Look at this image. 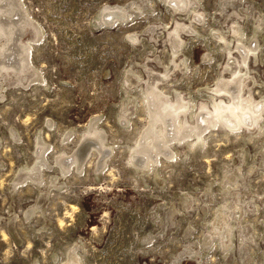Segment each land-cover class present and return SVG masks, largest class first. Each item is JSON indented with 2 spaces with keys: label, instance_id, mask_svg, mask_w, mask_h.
I'll use <instances>...</instances> for the list:
<instances>
[{
  "label": "rangeland",
  "instance_id": "1",
  "mask_svg": "<svg viewBox=\"0 0 264 264\" xmlns=\"http://www.w3.org/2000/svg\"><path fill=\"white\" fill-rule=\"evenodd\" d=\"M22 1L43 32L30 63L41 72L45 86L30 84L21 87V92L13 89L0 100V264H65L75 251L80 264H264V167L260 169L264 119L260 122L263 133L258 132L259 137L251 141L243 132L234 136L219 123L227 137H219L217 143L208 141L205 148L193 151L176 145L172 148L176 158L159 163L153 174L134 167L143 163L132 150L150 124V108L142 83L131 70L147 79L143 65L155 73L163 72V65L170 66L169 47L163 38L175 21L186 23L188 17L177 16L165 0ZM140 1L149 6L148 17L131 23H98L105 5L126 7ZM198 2L209 24L200 29L197 38H188L183 32L182 60L188 67L183 73H175L173 83L164 91L170 96L179 92L196 105L207 102L213 109L214 100L208 94L224 73L227 59L212 30L227 31V25L238 20L244 28L245 43L255 38L259 41V61L250 63L257 82L251 88L253 98L264 103V0ZM257 20L261 21V31ZM152 27L158 32L151 31ZM33 34L27 28L23 41ZM134 34L141 38L140 44L130 40L137 36ZM155 34L159 42L152 41ZM30 72L24 75L30 76ZM29 76L24 84L29 83ZM127 79L136 86L128 88ZM127 101L132 103L127 105L132 116L124 126L120 119ZM94 120L113 150L87 158L95 141L76 140ZM71 132V141L66 142ZM40 138L51 148L45 154L49 165L65 151L76 153L78 167L83 169L63 177L52 164L54 170L45 173L44 183H48L49 175L58 174L63 183L59 190L47 184V196L36 186L28 190L23 186L17 192L14 181L33 170ZM61 159L66 164L71 158ZM236 168L248 183L242 192H248L244 199L249 210L255 209L251 197L259 205L258 214L247 224L249 231L246 229L255 239L254 245L250 243L254 251L249 261L247 257L240 259L238 251L224 256L218 248L206 250L203 242L212 213L221 208L218 189L224 170ZM208 189L213 192V201L203 211ZM35 205L42 209L38 210L39 217L25 220L24 214Z\"/></svg>",
  "mask_w": 264,
  "mask_h": 264
},
{
  "label": "bare ground",
  "instance_id": "2",
  "mask_svg": "<svg viewBox=\"0 0 264 264\" xmlns=\"http://www.w3.org/2000/svg\"><path fill=\"white\" fill-rule=\"evenodd\" d=\"M165 2L177 16L188 17V22L186 23L175 21L174 27L170 31L167 30L166 36L163 38L164 45H168L169 47H167V53L170 66L161 64L164 71L158 72L160 70H155L157 72L155 73L146 64L143 65V68L146 70L147 79H142L131 70L136 80L140 84L142 83L140 86H142L145 92V98L150 108V124L146 127V130L144 129L143 136L141 134L142 137H139L140 141L135 144L136 147L132 150V155L141 157L143 161L141 165L136 164L134 167L141 173L146 174H153L155 167L159 163H169L176 158L177 152L172 150L176 145L191 149L192 151L197 148H205L208 141L217 143L219 137H227L228 131L236 137H240L243 132L247 135L248 141H251L259 137L258 132H262L260 122L264 119V103L262 100L258 101L253 98V90L251 88L257 82L251 74L250 63L259 61V41L255 36L252 42L245 43L244 28L238 20L231 22L230 26L227 25V31H225L226 29L222 30V28L212 30L214 38L222 49L225 61L227 59L226 63H224L225 66L222 67L224 73H221V76L219 75L220 80L210 90L211 93L208 94L214 100L213 109L209 107V103L207 104L204 101L196 105L197 103L194 104L193 100H188L189 98L184 97L179 92L175 96L166 94L164 88L166 85L169 86L173 83L175 73H183L188 67L184 60H182L185 57L182 55V48L185 45L186 36L188 38L199 37L201 35L200 29H205L209 23H206L207 21L203 17L204 12L202 13L199 9L198 0H165ZM24 4L22 0H0V100L5 98L6 93L13 89H15L14 91L21 92V87H27L30 84L35 88H38L41 84L45 86L41 72L30 63L33 50H36L43 32L41 27H39L40 25L38 26L35 20L29 16ZM128 4L126 7L125 5H105L99 15L100 19L98 23L105 25L116 22L128 23L130 20L148 17L146 9L149 6L145 5L143 1L138 3L130 2ZM256 25L257 29L260 30L261 21L257 20ZM27 28H31L34 34L25 43L26 41H23V37L27 33ZM155 28L152 27L151 31H154ZM149 29L147 31H150ZM183 32H185V37H183ZM129 38L133 44L141 43V38L138 35ZM151 39L153 42H159L160 40L156 34L151 36ZM26 71H31V75H28L30 77L28 78V84L23 83V80L28 77L24 75ZM225 73H228L227 77L224 76ZM10 77L15 80L12 79L8 84H5ZM126 83L128 88L136 86V83L128 79ZM127 105L130 106L132 103H126L121 112L122 116L120 120H122L121 123L124 126L130 122L129 120L132 116V113H130L131 107L129 108ZM97 122V120L92 121L90 128L84 131L76 140V142H80L82 139L84 141L86 139L95 141V147H90L91 150L86 153L87 158L89 155L99 154L105 149L113 150V145L106 141L105 135L98 129ZM219 123L227 132L221 131ZM215 128L216 130H214ZM217 129L221 132H218ZM12 133L14 134V132ZM257 134L258 136H256ZM71 136L72 132L65 138V141L70 142ZM15 139L18 140L20 138L15 136ZM84 141L80 144L83 149L85 148ZM37 146V161L33 170L27 171L28 173H25L21 178L14 181L13 188H17V192L21 191L20 189L23 186L27 190L32 186L39 187L40 192H46V196L49 194V190H47L48 185L52 189L59 190L63 183H60L58 174L52 177L49 175L48 185L44 183L45 173L54 170L52 164H56L58 167L57 171L63 177H66L69 172H71L69 175L74 176V171H82L83 168L78 167L79 161L76 153L70 155L65 151L60 152L61 155H57L54 162L49 165L45 156L46 152L49 149L51 150L49 144L40 138ZM133 156L131 157L134 158ZM61 157H69L71 159L64 164L65 162H63ZM262 158L263 162L260 164V169L264 167V152ZM22 171L26 172L25 169H22ZM244 176L240 168L224 170L223 180L218 189L219 193H221V208L215 210V212L213 211V218L206 227L207 233L205 234L206 237L203 238V242L206 250L215 247L224 256L228 254L233 255L235 251H238V253H241L240 259L243 260L244 257H247L246 261H249L251 258L250 254L254 251V248L251 246L255 244L253 243L255 239L248 232L246 233V229L248 228L247 224L249 220L255 217V214H258L259 205L256 202L257 200L255 201L251 197V200H249L252 201L255 209L249 210L250 208L244 199V196L248 195V192H242V189H246L248 184L243 180ZM54 192L52 191L51 194H57V192ZM204 197H206L205 200L202 199V205L204 206L201 207H203V211H206L213 201V192L208 189ZM182 204L186 206L184 200ZM39 209V205L32 206L30 212L24 214L25 220L38 216ZM174 210L177 212L176 209ZM18 224L20 226L23 225V220L19 217ZM250 243H253V245L250 246ZM75 252L67 256L65 264H80L78 252ZM262 253L264 257V251Z\"/></svg>",
  "mask_w": 264,
  "mask_h": 264
},
{
  "label": "water",
  "instance_id": "3",
  "mask_svg": "<svg viewBox=\"0 0 264 264\" xmlns=\"http://www.w3.org/2000/svg\"><path fill=\"white\" fill-rule=\"evenodd\" d=\"M137 158L141 159V157H137Z\"/></svg>",
  "mask_w": 264,
  "mask_h": 264
}]
</instances>
